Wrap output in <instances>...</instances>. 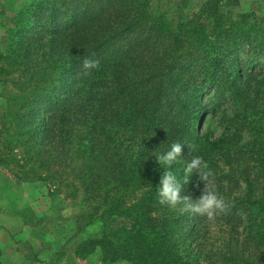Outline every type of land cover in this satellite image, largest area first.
<instances>
[{
    "label": "trees",
    "instance_id": "obj_1",
    "mask_svg": "<svg viewBox=\"0 0 264 264\" xmlns=\"http://www.w3.org/2000/svg\"><path fill=\"white\" fill-rule=\"evenodd\" d=\"M17 13L0 55L21 72L0 80L11 83L13 103L0 118V172L17 183L52 181L56 195L65 189V214L50 231L80 260L100 251L105 264H193L210 234L198 215L159 202L164 169L154 155L194 145L173 168L182 179L185 156L219 150L246 185L253 172L264 187V71L254 66L264 56V15L243 12L239 0H37ZM86 58L98 69L85 74ZM223 97L228 131L219 141L195 136L199 116L217 113ZM245 130L253 136L245 147L224 148ZM195 178L181 195H191ZM259 191L234 207L246 214L239 243L229 225L238 219L225 214L220 264H264ZM122 216L126 224L84 235Z\"/></svg>",
    "mask_w": 264,
    "mask_h": 264
},
{
    "label": "rangeland",
    "instance_id": "obj_2",
    "mask_svg": "<svg viewBox=\"0 0 264 264\" xmlns=\"http://www.w3.org/2000/svg\"><path fill=\"white\" fill-rule=\"evenodd\" d=\"M36 1L0 0V55L7 52L6 43L9 42L10 33L15 27L12 24L14 16L22 8ZM239 1L243 12H255L257 14L256 18L259 13L264 15V0ZM258 56L257 60L255 57L252 58L256 60H254V66H259L264 71V56ZM0 60V68L4 69L0 74V80L12 81V79L21 75V72L16 69L18 67H9L5 60ZM10 88H12L10 82L4 86L0 85V118L13 104L10 101ZM261 92V105L264 108V89ZM216 110L218 112L215 114L208 113L207 115L201 114L199 116L201 118L204 117V120L195 132V136L200 137L208 134L207 141H219L221 135L228 131L227 121L231 117L232 111L230 101L223 97L220 99V104H218ZM1 125L0 122V127ZM252 137V134L245 130L239 134V139L233 138L231 141L224 142L223 146L224 148L232 145L245 147V144L250 142ZM219 152V150H211L206 154L200 155L207 165L206 171L209 172V175L206 178L200 177L199 179L210 190L223 198L226 206L223 211L217 212L212 219L206 216H195L194 214L196 218H202L200 224L208 230L210 239L208 240L207 237L204 244L201 241L204 250L200 251L198 255H193L194 257L191 258L193 264H220L221 261L216 257V253H218L219 248H222L221 238L225 237L222 233L226 229L225 222L228 220L225 214H229L233 219H238L236 222L234 220L231 221L229 225H234L233 238L239 243L243 238L246 214L243 207L237 208L236 212L234 207L239 199L245 197H248V203L257 201V198H260L261 195L259 189L264 188L261 186V179L254 175L253 172L247 175L250 182L246 185L241 172L236 169L237 162L232 160L233 157H229V160H227ZM193 156H196L195 153ZM191 158L190 154L185 156L184 167ZM41 176L43 177L45 174L42 173ZM231 177L234 178L236 184L232 187L229 186V178ZM199 179L196 176L194 185L199 184L200 188H202L203 184ZM250 185H253L254 193H249ZM183 188L185 189L186 187ZM55 189L56 185L52 181L41 180L33 183H17L10 177L8 178L3 172H0V264H105L102 262L100 251L94 252L83 260L76 258L73 255V243L69 245V243L64 242L63 244L61 236L51 233L50 230L53 228L51 224L60 221V213L65 214L62 210L59 212L63 206L62 198L65 189L61 187L57 195L55 194ZM199 194V189L194 187L190 196L195 198ZM132 199L134 200L135 198L133 197ZM133 205L134 202H129L126 207L130 209ZM177 207L181 208V214L187 212H183V205H178ZM64 210L66 211V209ZM128 213L131 212L128 211ZM125 216L112 218L106 222L97 220L95 224L85 229L87 232L84 235L99 236L100 231L104 227L108 228L111 226L115 229L126 224L129 218ZM187 243H189V240ZM67 244L69 246H65ZM58 252L61 253L59 256H57Z\"/></svg>",
    "mask_w": 264,
    "mask_h": 264
},
{
    "label": "clouds",
    "instance_id": "obj_3",
    "mask_svg": "<svg viewBox=\"0 0 264 264\" xmlns=\"http://www.w3.org/2000/svg\"><path fill=\"white\" fill-rule=\"evenodd\" d=\"M82 67L85 74H88L90 71L98 69L99 61L86 58L83 60ZM185 147L190 150L189 152L195 150L194 145L173 143L166 151L158 152L154 155L156 163L164 169L158 184L159 202L171 208L183 205L185 211L212 219L217 212L223 211L226 205L223 198L210 190L199 179L200 177L206 178L209 175L206 171L207 165L203 159L198 155L193 156L183 169L182 179L178 178L177 174L173 171L174 166L183 159ZM193 176H197L203 184L202 188H200L199 184L194 185L195 188L199 189L200 194L195 198L190 195H181L183 186Z\"/></svg>",
    "mask_w": 264,
    "mask_h": 264
}]
</instances>
